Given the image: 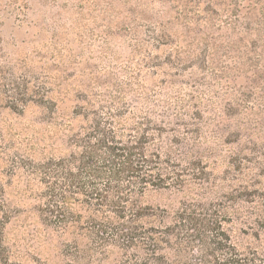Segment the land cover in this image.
Masks as SVG:
<instances>
[{"label":"rangeland","instance_id":"rangeland-1","mask_svg":"<svg viewBox=\"0 0 264 264\" xmlns=\"http://www.w3.org/2000/svg\"><path fill=\"white\" fill-rule=\"evenodd\" d=\"M118 95L132 118L161 129L151 150L210 172L197 191L147 188L140 204L172 214L193 196L223 201L233 245L264 255V229L234 197L264 190V0H0V165L67 154L71 128L85 124L77 107L117 109ZM0 178L14 209L11 259L75 264L64 254L73 238L37 218L28 175Z\"/></svg>","mask_w":264,"mask_h":264},{"label":"trees","instance_id":"trees-1","mask_svg":"<svg viewBox=\"0 0 264 264\" xmlns=\"http://www.w3.org/2000/svg\"><path fill=\"white\" fill-rule=\"evenodd\" d=\"M12 87L24 88L19 99L12 100L15 106L25 101L27 81ZM33 92L41 97L40 90ZM114 102L117 109L77 107L74 113L85 124L71 128L67 154L41 162L15 155L0 165L5 174L20 167L28 175V195L35 201L37 218L73 238L64 254L75 264H264V255L241 251L231 242L223 201L205 202L193 196L172 214L140 204L138 196L147 188L197 191L209 184L210 172L201 160L181 164L169 154L151 150L155 138L149 133L159 134L161 129L127 114L122 95ZM239 164L238 160V171ZM6 195L0 180V264H43L11 259L4 232L14 209ZM234 197L251 205L256 225L264 229V190L244 186Z\"/></svg>","mask_w":264,"mask_h":264}]
</instances>
